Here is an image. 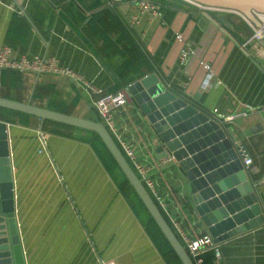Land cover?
<instances>
[{"label":"crops","instance_id":"1","mask_svg":"<svg viewBox=\"0 0 264 264\" xmlns=\"http://www.w3.org/2000/svg\"><path fill=\"white\" fill-rule=\"evenodd\" d=\"M107 1L1 0L0 47L8 45L14 56L54 57L106 92L154 73L167 90L212 117L214 108L225 115L245 112L220 123L235 150L243 143L253 159L252 167L243 169L264 215V184L259 183L264 178L263 41L253 37L247 23L223 13L227 10L155 0L160 5L156 16L141 11L133 0H115L111 7ZM206 73L212 81L205 88ZM0 96L99 119L96 96L66 75L0 70ZM17 112L0 110V121L7 125L24 263L168 264L140 211L111 175L118 178L110 153L90 131L61 123H49L50 130L42 131L38 117L31 126ZM113 116L118 136L150 167L186 235L208 233L183 174L168 156L156 157L153 127L133 98ZM39 130L47 153L38 151ZM6 228L1 220L0 233ZM220 251L219 259L210 251L214 264H264V223L221 242Z\"/></svg>","mask_w":264,"mask_h":264},{"label":"water","instance_id":"2","mask_svg":"<svg viewBox=\"0 0 264 264\" xmlns=\"http://www.w3.org/2000/svg\"><path fill=\"white\" fill-rule=\"evenodd\" d=\"M234 11L261 28L256 14H264V0H188ZM224 31V30H223ZM225 34L227 32L224 31ZM261 40L264 43V29ZM132 97L153 127L158 159L168 156L183 174L187 192L207 232L216 243L264 223L257 196L247 180L238 154L222 123L167 90L154 73L129 83ZM128 102H131L128 100ZM0 107L95 132L150 214L182 264H194L137 177L105 126L96 120L68 115L0 96ZM7 125L0 121V264H23L22 247L14 216L13 181ZM221 189V190H219ZM217 194V195H216ZM255 218V219H253ZM237 226V227H235Z\"/></svg>","mask_w":264,"mask_h":264},{"label":"built area","instance_id":"3","mask_svg":"<svg viewBox=\"0 0 264 264\" xmlns=\"http://www.w3.org/2000/svg\"><path fill=\"white\" fill-rule=\"evenodd\" d=\"M188 2L195 3L192 1H188ZM133 3L137 4L141 11H147L152 15H156V16L159 15L160 5L155 0H133ZM0 4H1V0H0ZM114 4H115V0L107 1V5L110 7L113 6ZM195 4L205 9L222 10L214 7L201 5L198 3ZM229 12H234V11H229ZM244 19L246 22L248 23L250 22L246 18ZM261 24H262L261 28L258 27L253 28L254 30L253 37L258 40H261L262 30L264 29V22L261 21ZM249 25L252 24L249 23ZM185 55L186 53L183 52L182 58ZM205 67H207V65ZM4 69L17 71L20 73L32 72L37 75L40 74L66 75L67 77H70L77 85H79L85 92L89 94H94L96 98L93 100V104L100 122L105 126V128L108 130L111 136L115 138L114 140L118 141L119 148L122 151L123 155L130 162L131 164L130 166H132L133 171L135 172L137 177L141 180L143 186L146 187V189L150 192L151 194V195L149 194L150 197L152 196V198L157 202V204L165 214L166 218L169 220V223L171 225L170 227L176 234L177 238L179 239L180 243L183 245L184 249L186 250L187 254L190 256L192 261L195 264H200L201 263L200 256L206 251H212L216 259L220 258L221 255L220 244L216 243L213 240V237L209 233H204L202 235L195 236L193 238H190L186 235L180 223L170 214L167 208V202L165 200V197L159 190L157 182L150 175V167L138 161L136 159L135 151L131 147V145H129L127 142L122 140L120 136H118L114 122L113 112L115 109L125 105L127 99L125 94L126 87L124 89H119L114 92L103 91L102 89L94 86L90 81L86 80L85 78L77 74L72 69L61 66L54 57L41 56L36 54H31V55L20 54L18 56H14L12 48L9 47L8 45H3L0 47V70H4ZM211 81H212V74L206 73L205 79L203 80L202 84L206 88L209 87ZM213 113L216 115L213 116V118H215L219 122L231 121L233 118L237 116L245 115V112L225 115L220 113L216 108L213 109ZM36 133H37V138L40 142V148L38 150L39 153H47L44 133L40 130L36 131ZM236 152L241 160L242 165L245 168L252 167L253 159L249 154L245 144L238 143ZM12 181L14 185V179H12ZM259 183L264 184V178L261 179ZM15 198L16 195H15V190L13 188V199ZM23 255H24V251L22 249V256ZM23 264H25L24 261ZM100 264H113V263L101 261Z\"/></svg>","mask_w":264,"mask_h":264},{"label":"trees","instance_id":"4","mask_svg":"<svg viewBox=\"0 0 264 264\" xmlns=\"http://www.w3.org/2000/svg\"><path fill=\"white\" fill-rule=\"evenodd\" d=\"M4 70H6V69H4ZM5 98H8V97L5 96ZM8 99H10V98H8ZM0 110H10V109H6V108L4 109V108L0 107ZM17 113H19V116L21 117V121L25 122V124H28L31 126L36 125V120H33L35 118V116L29 115L26 113H21V112H17ZM96 121H100V120L96 119ZM49 123L59 124V122L56 123V121L45 119L42 122L41 130L42 131L50 130L48 127ZM61 124H63V123H61ZM90 133L92 136H94L95 139H97L101 143L102 147L107 152V149H106L105 145L103 144V142L101 141V139L99 138V136L95 132L90 131ZM109 156L111 159H113V157L111 155H109ZM112 161L120 173L118 174V178H117V176H114L115 174H113V173H111V175L113 177H115L114 179L117 183V186L121 190V192L127 197V199L129 198V200L131 201L132 207H135V209L140 211V213L142 215L141 222L143 223V225L147 229L149 235L152 238H154L155 241L157 242L156 244L160 248V250H161L163 256L165 257L167 263L168 264H182L179 257L176 255L175 251L173 250V248L171 247L169 242L166 240V238L164 237V235L162 234V232L160 231V229L158 228V226L156 225V223L154 222V220L152 219L150 214L147 212L146 208L144 207L141 200L139 199V197L137 196V194L133 190L129 181L126 179V177L123 175V173L121 172V170L117 166L114 159ZM127 161H128V159H127ZM128 163L130 164L129 161H128ZM145 189H146V187H145ZM147 192L150 194V192L148 190H147ZM151 198H152V196H151ZM153 201H154L155 205L158 207V209L160 210V212L162 213L163 217L165 218V220L167 221L169 226H171L169 223V220L166 218L165 214L163 213V211L161 210V208L159 207L157 202L154 199H153ZM200 258H201L200 264H214V257H213L212 252H210V251H206L203 254H201Z\"/></svg>","mask_w":264,"mask_h":264},{"label":"rangeland","instance_id":"5","mask_svg":"<svg viewBox=\"0 0 264 264\" xmlns=\"http://www.w3.org/2000/svg\"><path fill=\"white\" fill-rule=\"evenodd\" d=\"M219 13V12H218ZM221 13V12H220ZM223 13H226V14H228L229 16H231V17H233V18H235L236 20H240V21H242L244 24H246L247 26V30L248 31H252V29L253 28H256V26L253 24V23H251V22H249L250 24H252V25H249V23L248 22H246L245 21V19L242 17V15L241 14H238V13H236V12H227V11H224ZM257 18H258V16H257ZM259 19V18H258ZM242 22H239V23H242ZM252 26V27H251ZM99 145V144H98ZM100 147V146H99ZM100 149H101V151H102V148L100 147ZM116 170V173H120L119 172V170L116 168L115 169Z\"/></svg>","mask_w":264,"mask_h":264},{"label":"bare ground","instance_id":"6","mask_svg":"<svg viewBox=\"0 0 264 264\" xmlns=\"http://www.w3.org/2000/svg\"><path fill=\"white\" fill-rule=\"evenodd\" d=\"M260 21L264 22V14H258L257 15Z\"/></svg>","mask_w":264,"mask_h":264}]
</instances>
